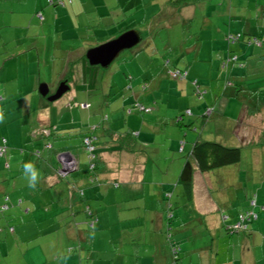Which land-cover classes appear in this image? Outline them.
I'll list each match as a JSON object with an SVG mask.
<instances>
[{
	"label": "crops",
	"instance_id": "1",
	"mask_svg": "<svg viewBox=\"0 0 264 264\" xmlns=\"http://www.w3.org/2000/svg\"><path fill=\"white\" fill-rule=\"evenodd\" d=\"M168 1L155 0V3H159L160 9L149 17L145 8V0H142L143 9L132 12L134 14H124L122 10L125 9L118 4V0H74L70 6H67L69 7L68 10L60 14L61 18L66 21L65 26L73 29V32L85 30L92 33L91 37L95 35L97 38H101V35L105 32L106 34L113 32L111 40L119 36L118 33L131 22L140 24L138 26L142 27V32L143 27L146 29L145 35L141 36L142 39L146 38L149 41L148 36L151 38L152 35L147 36L146 32L153 31L152 24H154V28L169 30L171 24L176 21L184 26L183 32H188V37H190L189 33L192 34L193 42L185 51H177L175 59H172L174 61L171 62L173 67L176 65V67L180 66L184 70L186 68L188 80L175 82L173 85L166 74L159 73V68L154 70L152 78L147 79L150 82L151 80L152 82L157 81L153 85L150 84L145 96V101L152 99L151 105L152 108L157 110L156 115H127L124 112L121 117L120 114L114 113L112 115L114 127L110 126V122L108 124L103 123V127L98 129L96 135L99 138V146L104 151L100 152L101 163L95 171L96 183L90 181L91 173L87 169L89 168V162L88 166H82L79 150L83 149L80 147L79 140L74 137L70 139V136L66 133L55 139L54 144L59 148L58 150H62V153L69 152L72 154L77 162L78 170L75 173L63 175L57 169V181L51 178L46 180V189L56 188L52 198H47L46 201L57 202L59 212L54 215L55 211L48 210L45 213V220L52 222L57 221L55 220L56 216L61 217L60 221L67 227V230L72 228L70 224H74L76 228V234L74 235L76 243L71 240L73 239L72 234H69L68 237L70 245L64 252L67 256L60 257L59 254L49 251L48 256L52 257V264H171L170 245L165 234L168 225L166 208L164 201H162V197L166 193H171V203L174 208L175 206L181 207V209L175 210L176 217L170 223L172 242H176L181 250L179 264H256L259 259L257 250H254V247L261 244L256 242L255 235H251L249 238L245 236L243 238H228L229 236L226 235L221 222V214L227 207L217 204V200L210 193V186L205 173H195L192 201L188 202L182 193L183 190H178L180 188L177 185L175 188H168L171 187V183L155 180L168 173V170L164 171L163 158H160V163L155 164L154 162L156 158H159L158 154L163 157L167 153H171V157L175 158L174 164H171V172L172 175H176L175 184H177L184 163V161L181 162L178 155V152L182 149V146L178 149V142L179 144L182 140L185 142L182 153L189 145V155L193 142L198 135L202 141L217 142L227 147H236L229 144V140L234 139L238 146L250 145L259 155L264 154V62L258 58L259 54L252 48L241 43L229 46L225 40L228 33L254 34L258 30L260 34L263 33L264 35V0H188L186 4H175ZM9 7L12 14L14 10L15 13H22L20 10H13L12 5ZM198 8L204 11L198 20L197 32H194V24L192 23ZM40 11L42 12V9ZM25 13L26 15L32 14L28 10H25ZM52 13L49 12L46 19L44 18V22L50 20L52 24L55 23ZM66 15L72 20H66ZM23 24L29 26L25 29L27 33L22 32V37H6L7 39H5L6 43H15L14 48L21 49L19 54L9 57L10 66L4 67L5 74L12 79H18L19 61L28 63L34 60L33 62H40L41 56L46 57L47 53L45 52L49 50L48 44H43L45 42L44 38L47 36L46 26L41 23L33 24L29 20H25ZM55 25H50V28L53 27L54 32L59 34V31L57 32L54 29ZM65 26L61 25V30ZM138 26L132 29L137 31ZM62 32H66V27ZM110 39L103 41V43ZM151 41L147 43L148 45L150 43L154 45V55L158 50L157 41ZM86 42H89V40ZM103 43L101 42V44ZM101 44H95V47ZM176 48L181 50L179 46ZM86 50H82V52L85 53ZM61 51L62 54L69 52L62 49ZM230 51L238 56L240 63H244L243 67L231 65L223 68V63ZM148 58L153 60L154 57L148 56ZM51 59H54V57L52 56ZM77 61L72 64H76ZM13 63H16V77L12 74ZM86 64L88 66V63ZM72 69L71 67L68 68L63 60V66L60 67L61 80L67 78L70 80V76L74 72ZM226 69H228L227 73H229L232 85L223 89ZM81 72L86 74L81 78V80L84 79V85L87 86L84 90H92L96 86L98 88L99 72H96L95 78L93 71L86 70L85 63ZM164 76L170 82L166 86L169 93H167V100L164 103L165 107L163 109L159 108L158 111L157 104L161 100L159 94L162 92V82L165 81ZM86 77L89 78V82L91 77L92 82L89 83ZM114 78L116 79L115 82L120 85L118 83L121 82L120 76L115 73ZM192 80H196L200 88L206 91L204 100L199 101L194 96L191 86ZM5 81L10 82L9 80ZM235 85L238 90L244 89L253 93L244 92V94H240L243 99L234 98L232 96L234 95ZM126 87L127 84L121 87L124 90L127 89L124 93L136 95L135 91L138 90L134 88L133 84ZM2 88L4 91L7 90L6 86H3V82ZM34 91L35 86L31 88V92ZM110 93L109 91L108 94H103L105 97L107 96V100L111 99ZM171 93L173 94L171 95ZM226 95L230 97L227 98ZM160 97L163 99L162 96ZM86 102L83 99L78 100L76 98L74 100L71 96L67 103L73 104V109L85 111L87 108L81 105L86 104ZM236 102H240L241 105L238 106ZM230 103H233L234 112L237 111L239 115L235 119H231L225 111V107ZM36 105L40 107V110L46 107L42 100H38ZM66 105L67 110L73 111V109L67 108ZM211 107L215 108L214 113L201 124L197 118L201 116L205 108ZM187 109H190L192 114L189 119L196 120L195 123L200 128V134H196L192 130L181 135V130L172 121V117H176L178 113ZM170 110L172 112L171 116ZM1 113L5 116V105L0 109ZM51 115L52 109L48 106V112L39 115L40 124L43 126L52 124ZM117 118L119 119L117 120ZM101 119L90 122L91 118H89L73 123L63 117L61 120L57 119L55 125L58 127L63 126V130L73 127L87 129L89 125H101ZM160 119L167 121V125H171L176 129V132L172 130L169 132L167 138L170 140L167 143L168 151L154 147L156 142L158 143L157 138L160 139L158 135L161 133L166 134V128L162 129L165 124H159ZM212 123H214V129H207L209 124ZM124 132H132L136 143L126 148L115 146L118 144L117 133ZM107 139L110 142L106 143ZM42 146L43 142L39 141L36 150L41 149ZM114 149L115 151H113ZM85 156L87 157L86 153ZM41 160L46 165L50 164L49 159L45 158L44 154ZM12 167L14 170L17 168L15 165ZM156 175L158 176L155 177ZM48 177H50V174ZM152 177L155 181L150 183L153 181ZM197 177H200L201 180L198 181L196 188L194 182ZM43 180L44 178L41 181ZM101 184L109 185L111 188H104ZM132 185L135 188H132ZM220 197L223 198V196ZM235 199V203L230 206L232 209L229 211L228 221L236 219V215L241 209L236 210L235 205L236 203L242 204L241 201L244 200L240 194L236 195ZM233 200L231 198V202ZM64 207L66 208V214L63 216L60 215V209ZM49 209H52V206ZM86 209H89L91 213H87ZM261 213L262 215L260 214L257 220V223H259L256 225L257 228L264 224V210ZM26 214L27 216L32 214L34 218H42L37 210L27 209ZM90 221H94V233L85 239L82 229H85ZM101 230L104 233L99 232ZM18 234L21 236L20 233ZM259 239L264 242V236H259ZM261 248L264 250L263 244ZM47 263L48 261L45 262L39 258L35 264Z\"/></svg>",
	"mask_w": 264,
	"mask_h": 264
},
{
	"label": "rangeland",
	"instance_id": "2",
	"mask_svg": "<svg viewBox=\"0 0 264 264\" xmlns=\"http://www.w3.org/2000/svg\"><path fill=\"white\" fill-rule=\"evenodd\" d=\"M8 4L11 3H0V109H2L4 105L6 106V114L3 116V123H0V143L2 137L7 141V153L4 157H0V206L2 207L7 203L10 209L4 212V214L0 213V264H35L39 258L42 259V261H48L47 264H52V257L48 256L49 251L59 254L60 257L63 255L67 256L64 252L70 245L68 243V237L69 234H72L73 239L71 240L73 243H76L74 240L76 228L74 224H70L72 228L67 230V227L62 221H60L61 217L58 218L56 216L55 220L57 221L52 222L45 220V213L48 210L52 212L55 211L54 215L59 212L57 202L52 200H49V202L46 201L47 198H52L53 192L56 188H45L46 180L48 178L57 181L58 177L56 174L58 171L57 169H59V164L56 159L57 156L53 153L47 151L44 152L45 158L49 159V165H46L45 162L41 160L42 158L36 159L33 155L39 145V141L32 139L31 132L40 124L41 119L39 118V115L48 112V106H50L53 119L51 123L53 124H55L54 122H56L57 119L61 120L63 117H66L67 121L76 123L77 121L88 120L89 118H91L90 122H95L98 121V119L107 116L109 121H105V124L111 122L110 126L114 127L112 115L116 113L120 114L122 117L128 103H131L134 98V94L124 93L127 89L124 90L121 87L125 86V84H127L128 87L133 83L135 88L138 89L139 83L143 78L150 79L153 77L154 70L162 65L160 62L163 59L166 57H174L175 52L178 51L176 50L177 46L181 47V50H179L180 52L185 51L188 46L192 44L193 36L189 33L190 37H188V32H183L184 26L175 20V23L171 24L169 30L154 28V24H152L153 32L151 35L157 40L158 49L154 55V51L150 49V45H146L148 42L147 39L144 38L137 47L121 52L108 68L89 67L85 63V53L82 52V50L85 51L86 49L95 47V44L99 43V41L95 40L94 37H91L92 33L88 31L81 30L73 32V29L65 26L66 21L61 18L60 14L63 11L66 12L69 8L67 6L70 5L59 3L54 7L53 5L48 4L46 0H28L25 5H12L13 10L17 9L22 11V13L19 14L17 12L15 13L14 10L12 14L10 13V5ZM159 7V3H155V0H145V8L147 9L148 17L155 14L156 11H159ZM41 9L42 12L40 11ZM25 10L32 12V14L29 13L26 15ZM46 10L48 11L46 12ZM53 10L54 12L52 13ZM203 11V9L198 8L195 12L196 15L193 18L194 22L192 23L194 24V32H197L196 28L198 26V20L201 18ZM49 12L52 13V17H54L55 23L53 24L50 20L44 22V18L46 19ZM40 15L42 16L41 18L39 17ZM69 19L72 20L66 15V20ZM25 20H29V22L32 21L33 24L41 23L46 26L47 36L44 38L45 42L43 44H48L49 50L45 52L47 53L46 57L43 58L41 56L40 62H33L34 60L28 63L19 61L18 79H12L5 74L4 67L10 66L11 62L8 61L9 57L19 54L21 49L14 48L15 43L13 42L6 43L5 39H7L6 37H22V32L27 33L25 29L29 26H24L23 22ZM76 22L78 23V21ZM50 25H55L54 29H56L57 32L59 31V34H56L52 29L53 27L50 28ZM61 25L66 27L65 33L62 32L65 27L61 30ZM136 29L140 35H143L146 30L143 27L142 32L141 26H138ZM112 33L113 32H110L109 34H106V32L103 33L101 35L102 43L106 39H110L113 36ZM79 37L81 38L78 39ZM87 40H89V42H86ZM61 49L69 52L62 54ZM79 53L81 56H78ZM66 55L69 56L64 58ZM73 55L75 56L72 57ZM52 56L54 59H51ZM148 56H153V60H150ZM63 60L67 64V67L73 68L72 71H74L73 75L70 76V80L69 78L66 79L69 83L70 90L59 100L48 102L46 98L40 96L38 87L40 84H46L49 88V95L55 92L61 80L60 77L62 75L60 74V67L63 66ZM74 61H77V63L72 64ZM84 63L86 70L89 71L90 68V70L94 72L95 78L96 72H99L100 83L98 82V88L96 86L90 91H88V89L84 90V88H87V86L84 85V79L81 80V78L86 76V74H82L81 72L84 68ZM151 64H154V66ZM145 68L147 69L144 70ZM12 69V74L16 77V63L12 64ZM115 73L121 78V82H118L120 85L115 82V78L113 79ZM125 75L132 76L130 83L126 80ZM164 78L165 81L162 82L161 88L162 92L159 94L163 99L159 96L161 100L158 101L157 104L158 111L159 108L163 109L165 107L164 103L167 100V93H169L166 86L170 82L165 76ZM5 80H9L10 82H6ZM2 82L3 86H6L7 88L6 91L2 88ZM175 82V80H171L173 85ZM177 82H180V80H177ZM151 83L153 85V83L155 84L157 81L152 82L151 80L150 84ZM33 86H35V91L31 92ZM109 91L111 92V99L104 102L102 95L106 93L108 94ZM135 93L138 94L139 91H135ZM172 94L173 93H171V95ZM71 96L74 100L77 98L78 100L83 99L87 101L90 109L85 111L80 109H73V111L67 110L65 105ZM144 96H146V93H144ZM38 100H42L45 103V109L40 110V107L36 105ZM236 104H238V106L241 105L240 102H236ZM225 109L226 114L231 119L239 117L238 112H234L233 103H230ZM152 113L156 115L157 110L154 109ZM169 113L171 116V110ZM187 115L184 114V124H187L186 122L191 118ZM173 118L174 117H172V119ZM118 119L119 118H117V120ZM159 124H164L163 119L159 120ZM213 124L214 123L209 124L207 129H214ZM165 125L162 129L166 128V134L164 135V133H161L158 135L160 139L157 138L158 143L156 142L154 147L160 148L161 150L166 149L168 151L167 143L170 140L167 138L169 137V132H171V130L176 132V129L171 125ZM39 126H41V124ZM181 129V135L190 132L187 128ZM229 141L230 145L240 148V163L205 173L210 186V193L217 200V204L224 206L225 208L227 207L226 210L222 211L224 217H229V211L232 209L230 206H232V203H235L236 195L239 194L244 200L241 201L242 204L236 203L235 206H238L235 208L236 210L247 206V204H249L247 199L253 197V195H256L257 206L259 205V208H264V154L259 155L250 145L238 146L234 139H230ZM181 144L182 143L179 144L178 142V149ZM188 146L189 145H187V148L183 153L181 152L182 150L178 152L181 162L187 159ZM79 151L81 154L82 166H88V157L85 156L83 150L80 149ZM158 157L159 158H156L154 163H160V158H163L162 163L164 164V171L168 170V173L155 180H162L164 181L163 183H171V187H167L175 188L176 175H172L171 172V164H174L175 158L171 157V153H167L163 157H160V154H158ZM25 162L34 163L40 172V178L34 189L28 186L27 178L24 176L22 166ZM7 163L10 165V169L5 168ZM14 165L17 166L15 170L12 167ZM49 174L50 177H48ZM157 176L158 175L155 177ZM43 178L44 180L41 181ZM151 179L153 180L154 178L152 177ZM155 180L150 183H153ZM200 180V177L196 178L194 182L196 188L198 181ZM101 185L104 188H111L109 185ZM131 187L135 188L133 185ZM178 188H180L178 190H181L180 186H178ZM178 190L177 192L179 193ZM220 196H223V198ZM6 198H9L8 201H6ZM231 198L234 199L232 202ZM174 200L176 201L175 195ZM50 206H52V209H49ZM27 209L37 210L42 218H34L32 214L27 216ZM65 209V207L60 209V215L64 216L66 214ZM260 214L262 215L261 212ZM257 224L259 223L254 225ZM11 229H16V231L14 232ZM99 232L104 233L102 230ZM18 233H20L21 236L17 235ZM92 233H94V231H90L89 233L86 232L85 235L89 234L90 236ZM252 234L255 235L256 242L261 244L254 247V250H257L259 258L256 261V264H264V250L261 248L262 244L264 246V242L259 239V236H264V224L258 228L254 227V232ZM233 237L243 238V235H235Z\"/></svg>",
	"mask_w": 264,
	"mask_h": 264
},
{
	"label": "trees",
	"instance_id": "3",
	"mask_svg": "<svg viewBox=\"0 0 264 264\" xmlns=\"http://www.w3.org/2000/svg\"><path fill=\"white\" fill-rule=\"evenodd\" d=\"M28 0H0L1 2L4 3H11L8 5H21V4H25V2H27ZM74 1V0H73ZM73 1L71 3H69L68 0H52L50 2V0H47L48 4L50 5H57L59 3L61 4H66V5H71L73 3ZM188 0H169L168 2H174L175 4H186ZM118 4L120 6L123 7L122 10L124 14H129L132 12H137V11H141L142 8V0H118ZM134 14V13H132ZM140 24H135L134 22L129 23V25L124 28L123 30H121L118 35L122 34L123 32L130 30L132 28H135L136 26H138ZM153 32V31H152ZM150 32H146V35H151L152 33ZM145 35V33H143V36ZM94 38H96L97 41H99V43H101L102 39L101 38H97L95 35L93 36ZM149 41H153L156 42L157 40L151 36V38H149ZM108 40V39H106ZM105 40V41H106ZM225 40L227 42V44H229V46L237 44V43H241L244 44V46H247L249 48H252L254 51H256L259 56L258 58L264 62V35L263 33L260 34V32L257 30L256 33L254 34H244V33H237V34H231L228 33L225 36ZM148 41V40H147ZM148 41V42H149ZM151 41V42H152ZM97 43V44H99ZM148 45V43H147ZM149 46V45H148ZM150 49L154 50V45H151L150 43ZM176 50L179 51V48H176ZM175 50V51H176ZM176 57V52L174 54L173 58L170 57H166L165 59H163L160 63H162L161 66H159V73L160 74H166L167 78L169 80H175L177 82V80L180 81H185L188 80V72L185 68L181 69L180 66L176 67V65L171 64V62H173ZM85 63L86 60H85ZM176 64V63H175ZM224 67L223 68H227L228 66H238V67H243L244 63L243 62H239L238 60V56L234 53H232L231 51L229 52L227 58L224 61ZM152 66H154V64H151ZM89 66V65H88ZM90 67V66H89ZM150 68H152L151 66H149ZM157 68V67H156ZM154 69V68H152ZM89 71L91 72L92 70ZM228 69H226V77L224 80V84H223V89L231 86V82H230V76L229 73H227ZM100 77V74H99ZM126 80L130 83L132 80V76L131 75H125ZM87 81L89 82V78H87ZM90 82H92V79L90 77ZM89 82V83H90ZM95 82V81H94ZM100 83V79L98 78L97 83ZM98 83V84H99ZM69 84V83H68ZM133 84V83H131ZM130 86V85H129ZM150 86V81L149 80H145L142 79L139 83V88L137 89L139 91L138 94L134 95L133 97V101L131 103L128 104V106L125 109V113L127 115H132V114H139V115H153V109L152 108V99L150 100H146L148 102L145 101V96L144 93H147V89ZM191 86H192V91L194 96L196 97L197 100H204V96L206 94V91H204L203 89L200 88V85L198 84V82L196 80H192L191 81ZM235 89L234 91V95L232 97L237 98V99H243L242 95L240 97V94H244V92L246 93H253L252 91L249 90H244V89H239L237 88V86H234ZM135 88V85H134ZM101 89V88H100ZM136 89V88H135ZM90 91V90H88ZM141 96V97H140ZM227 96V95H226ZM224 96V97H226ZM230 96H227V98ZM102 99L104 102L107 101V96L105 97L104 95H102ZM136 99V100H135ZM2 100V98H1ZM2 102V101H1ZM82 103V102H81ZM87 105V110L89 109V104L88 102H86ZM67 108L73 109V104L67 103L66 105ZM215 111L214 107L211 108H205V110L203 111V113L201 114V116L197 119H199L200 123H204L205 120L207 118H209V116H211ZM152 113V114H151ZM2 114V113H1ZM184 114L187 116H192L190 109H187L185 111H181L180 113H178L176 115V117H174L172 119V121L174 122V124L176 126H178V128L180 130H182L181 128H187L189 131L194 130V132H196V134H200V128H198L196 126L195 123V119H189L186 123L184 124ZM108 120L107 116L102 117L101 119V125L99 124H95V125H89L87 127V129H78V128H69V129H65L63 130V126H57L55 124H48L47 126H39L37 128H34L31 132V137L32 139L36 140V141H42L43 142V146L41 149H37L33 155L35 156L36 159H41L42 155L44 154V152H50L53 153L54 155L57 156L58 153H61L62 150H58L59 148L56 146V144H54L55 139L62 137L63 133H66V135L70 136V139H72L73 137L76 138L77 140H79V144L80 147L85 151L87 157H88V161H89V168L88 172L91 173V177H90V181L93 183L97 182V177L95 176V171L96 168L99 166V164L101 163V159H100V152L104 151V149L101 148L100 143L98 141L99 138H97V131L100 127H103V123H105V121ZM164 121V120H163ZM169 121V120H168ZM54 123H57L54 122ZM199 123V124H200ZM164 124H167V121H164ZM105 128V127H104ZM106 131H108V129L105 128ZM118 135V144L115 145L117 147H129V145H133L136 143V140L134 138V135L132 132H124V133H117ZM84 138H90L91 141V145L93 146V151L89 152L86 150V147L84 146ZM106 138V137H104ZM108 140V139H107ZM110 142L109 140L106 142L108 143ZM117 143V142H116ZM181 146L182 149L184 148V144L185 142L182 140L181 141ZM114 148V147H113ZM111 151V150H110ZM115 151V149L113 150ZM111 151V152H113ZM182 152V151H181ZM7 153V141L5 138H1V143H0V157H4ZM89 156H93V158L91 159ZM241 161V150L238 147H227L224 146L220 143L217 142H211V141H202L200 139V136L198 135L195 139V141L193 142V145L191 147L190 150V154L187 156V159L184 161L179 176H178V181H177V186H180L181 189L183 190V195L185 196L186 201L190 202L192 201V194H193V181H194V175L195 173H209L224 167H228V166H232L235 164L240 163ZM92 165V168H90ZM5 168L10 169V165L7 163L5 165ZM87 172V173H88ZM80 196H82V194H80ZM171 193H166L164 194V196L162 197V201H164L165 203V208H166V220L168 222V225L166 226V238L169 241V251H170V257H171V264H179L181 261V250L179 245L176 242H172V229L170 226L171 221H173L175 219V210L181 209V207L179 206H175V208L173 207L172 203H171ZM248 198V197H247ZM9 198H6V201H8ZM248 203L247 206H244L243 209L240 210V212L236 215V219L233 221H228V217H224L223 214H221V222L223 224V227L226 231V235L230 237H233L235 235L240 236L243 235L246 238H249L251 235H253L252 233L254 232V227H256V224L258 221V217L260 216V212L264 210L263 207H258L257 206V201H256V195H253V197L248 198L247 199ZM253 202V203H252ZM21 203V202H20ZM19 203V204H20ZM238 207V206H236ZM9 205L7 203H5L4 206H0V213L4 214V212L8 211ZM87 213H91L89 211V209H86ZM90 225V226H89ZM94 221H90L88 223V225H86L85 229H82V233L83 235H85V233H89L90 231H94ZM253 228V230H252ZM87 229V230H86ZM89 229V230H88ZM14 232L16 230L11 229ZM11 232V231H10ZM13 232V233H14ZM19 235V234H17ZM87 239V236H89L88 234L85 235ZM254 236V235H253Z\"/></svg>",
	"mask_w": 264,
	"mask_h": 264
},
{
	"label": "water",
	"instance_id": "4",
	"mask_svg": "<svg viewBox=\"0 0 264 264\" xmlns=\"http://www.w3.org/2000/svg\"><path fill=\"white\" fill-rule=\"evenodd\" d=\"M141 41L142 36L138 31L128 30L112 40L88 49L84 57L90 67L108 68L121 52L137 47ZM68 91L69 86L66 81L60 82L55 92L51 95H49L48 85L40 84L38 87L40 96L46 98L48 102L59 100ZM56 159L61 174L67 175L78 170L77 162L71 153L61 152Z\"/></svg>",
	"mask_w": 264,
	"mask_h": 264
},
{
	"label": "clouds",
	"instance_id": "5",
	"mask_svg": "<svg viewBox=\"0 0 264 264\" xmlns=\"http://www.w3.org/2000/svg\"><path fill=\"white\" fill-rule=\"evenodd\" d=\"M3 119H4L3 115L0 114V123H3ZM22 167H23L24 176L27 178L28 181V186L34 189L40 178L39 170L32 162H25Z\"/></svg>",
	"mask_w": 264,
	"mask_h": 264
},
{
	"label": "built area",
	"instance_id": "6",
	"mask_svg": "<svg viewBox=\"0 0 264 264\" xmlns=\"http://www.w3.org/2000/svg\"><path fill=\"white\" fill-rule=\"evenodd\" d=\"M52 0H50V2H51ZM69 1V3H71L73 0H68ZM40 18L42 17L41 15L39 16ZM82 107H85V108H87V105L86 104H84V105H82ZM91 139L90 138H84V141H83V143H84V146L86 147V150L89 152V154H90V152H92L93 151V146L91 145ZM91 159L93 158V156H89ZM90 168H92V165H91V167ZM253 203V202H252Z\"/></svg>",
	"mask_w": 264,
	"mask_h": 264
},
{
	"label": "flooded vegetation",
	"instance_id": "7",
	"mask_svg": "<svg viewBox=\"0 0 264 264\" xmlns=\"http://www.w3.org/2000/svg\"><path fill=\"white\" fill-rule=\"evenodd\" d=\"M62 81H66V83H67V85H68V81L66 80V79H63V80H61L60 82H62ZM69 86V85H68ZM69 90H70V88H69ZM82 106V105H81Z\"/></svg>",
	"mask_w": 264,
	"mask_h": 264
}]
</instances>
